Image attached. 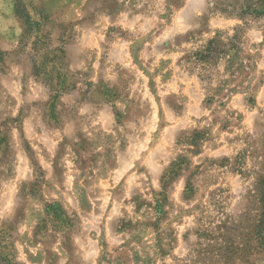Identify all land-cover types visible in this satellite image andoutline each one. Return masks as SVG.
<instances>
[{
  "label": "clouds",
  "instance_id": "clouds-1",
  "mask_svg": "<svg viewBox=\"0 0 264 264\" xmlns=\"http://www.w3.org/2000/svg\"><path fill=\"white\" fill-rule=\"evenodd\" d=\"M0 264H264V0H0Z\"/></svg>",
  "mask_w": 264,
  "mask_h": 264
}]
</instances>
